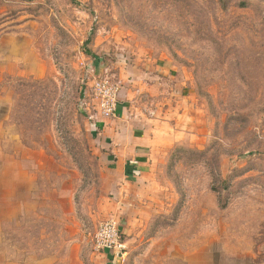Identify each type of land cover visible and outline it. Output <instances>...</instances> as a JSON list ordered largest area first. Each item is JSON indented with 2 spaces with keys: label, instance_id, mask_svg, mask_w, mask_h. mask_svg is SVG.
<instances>
[{
  "label": "rangeland",
  "instance_id": "374dc122",
  "mask_svg": "<svg viewBox=\"0 0 264 264\" xmlns=\"http://www.w3.org/2000/svg\"><path fill=\"white\" fill-rule=\"evenodd\" d=\"M144 58L188 134L125 179L88 104L107 69L153 116ZM0 264H264V0H0Z\"/></svg>",
  "mask_w": 264,
  "mask_h": 264
},
{
  "label": "crops",
  "instance_id": "0c3cea01",
  "mask_svg": "<svg viewBox=\"0 0 264 264\" xmlns=\"http://www.w3.org/2000/svg\"><path fill=\"white\" fill-rule=\"evenodd\" d=\"M134 68L141 73V77L134 80L141 88L136 85V92L146 88L155 96L157 108L153 116L139 109L130 111L126 102L119 99L115 117H102L93 123L95 131H99L112 148L109 157L114 161L113 167L125 179L151 176L163 153L188 134L177 121L180 114L183 115L181 97L186 91L185 82L177 83L173 61L144 58Z\"/></svg>",
  "mask_w": 264,
  "mask_h": 264
},
{
  "label": "built area",
  "instance_id": "2783aa9c",
  "mask_svg": "<svg viewBox=\"0 0 264 264\" xmlns=\"http://www.w3.org/2000/svg\"><path fill=\"white\" fill-rule=\"evenodd\" d=\"M119 93L120 84L113 79L107 69H103L99 77H94L93 81L91 103L88 104V108L92 110L91 118L98 120L102 117H115ZM120 239V230L116 221L108 220L101 225L98 240L103 247L123 248Z\"/></svg>",
  "mask_w": 264,
  "mask_h": 264
},
{
  "label": "trees",
  "instance_id": "16d2710c",
  "mask_svg": "<svg viewBox=\"0 0 264 264\" xmlns=\"http://www.w3.org/2000/svg\"><path fill=\"white\" fill-rule=\"evenodd\" d=\"M86 53H89L90 54V51L89 50H87L86 51ZM185 147H183V146H179V147H177L175 150H179V151H183V150H186V149H184Z\"/></svg>",
  "mask_w": 264,
  "mask_h": 264
}]
</instances>
